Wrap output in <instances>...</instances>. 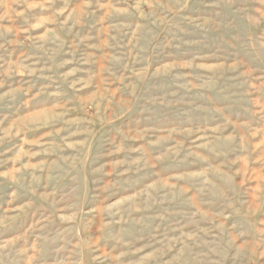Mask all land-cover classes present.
Masks as SVG:
<instances>
[{
	"label": "rangeland",
	"instance_id": "374dc122",
	"mask_svg": "<svg viewBox=\"0 0 264 264\" xmlns=\"http://www.w3.org/2000/svg\"><path fill=\"white\" fill-rule=\"evenodd\" d=\"M0 264H264V0H0Z\"/></svg>",
	"mask_w": 264,
	"mask_h": 264
}]
</instances>
